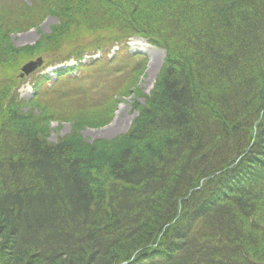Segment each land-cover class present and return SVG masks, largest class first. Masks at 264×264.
Returning a JSON list of instances; mask_svg holds the SVG:
<instances>
[{
  "label": "trees",
  "instance_id": "16d2710c",
  "mask_svg": "<svg viewBox=\"0 0 264 264\" xmlns=\"http://www.w3.org/2000/svg\"><path fill=\"white\" fill-rule=\"evenodd\" d=\"M131 37L165 50L148 93ZM41 55L62 67L21 99ZM110 81L102 109L135 93L137 113L87 143L84 89ZM0 264H264V0H0Z\"/></svg>",
  "mask_w": 264,
  "mask_h": 264
},
{
  "label": "rangeland",
  "instance_id": "374dc122",
  "mask_svg": "<svg viewBox=\"0 0 264 264\" xmlns=\"http://www.w3.org/2000/svg\"><path fill=\"white\" fill-rule=\"evenodd\" d=\"M4 1L7 2L8 0ZM24 1L28 2L29 0ZM55 24L56 20L52 16L42 18L40 22H37V25L35 27H31L28 30L19 31V33L13 34L11 37L12 45L18 48L19 46H29L30 44L38 40L39 37L50 34V28ZM112 30L100 32L95 31L93 35H96L97 38H100L102 42H105L107 37L114 39L118 36V34L114 36L113 33L115 32H113ZM129 50L132 53L140 52L147 58L146 68L143 71L144 74L140 75L139 82L137 84L143 93H148L154 86V80L159 74V69L165 56V50L155 47L154 45L147 43L145 40H142L139 37L129 38ZM98 56H101V53L96 54V56H92V58ZM37 58L39 57L32 58L31 60H36ZM40 58H42L41 67L35 69L34 71H31L28 74L23 73L21 75V73L23 72L21 66L31 60L26 61L20 65L18 76L20 78H26L18 90L21 99L23 98L29 100L31 98L33 94L32 82L35 78L34 76L45 73L51 78L50 80L53 81V79H55L56 77L54 76L53 70L62 67L54 65L52 66L49 63H46L49 61L51 62V60L54 59L52 55H41ZM87 59L88 58H86V60ZM45 63L47 65H45L44 67L43 65ZM67 64H72V62ZM38 69H40V71ZM104 75L105 74L103 73L100 74V72L95 73L92 80V82H94L93 84L101 83L102 80H100V78L104 77ZM111 86L113 85L110 81L108 84L106 82L105 86H100L97 89L95 88V90H93L90 86L87 87V89H84L88 91V99L92 101V105H94V107L96 106L95 108H92V110H90V115L87 114L86 116H84L87 121L84 123L85 125L81 124L82 127L79 129L81 139L87 143H92L99 139H117V137L121 136V134H124L129 130V126L137 113V110H135L134 107L130 105L132 98L137 95L135 93H130L128 97H123V95L121 97H116V103L114 104L113 108L109 107L107 109H102V103L104 101L105 94L111 88ZM138 100L142 101V98H138ZM71 125L72 122L67 120L54 122L51 121L49 124V140L55 141L57 136H64L71 133Z\"/></svg>",
  "mask_w": 264,
  "mask_h": 264
},
{
  "label": "water",
  "instance_id": "95a60500",
  "mask_svg": "<svg viewBox=\"0 0 264 264\" xmlns=\"http://www.w3.org/2000/svg\"><path fill=\"white\" fill-rule=\"evenodd\" d=\"M42 65V58H37L36 60H31L25 64H23L21 67L22 69V73L21 75L24 73V74H28L30 73L31 71H34L35 69L41 67Z\"/></svg>",
  "mask_w": 264,
  "mask_h": 264
}]
</instances>
